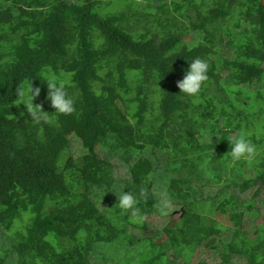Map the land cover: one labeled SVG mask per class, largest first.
<instances>
[{"label":"trees","instance_id":"trees-1","mask_svg":"<svg viewBox=\"0 0 264 264\" xmlns=\"http://www.w3.org/2000/svg\"><path fill=\"white\" fill-rule=\"evenodd\" d=\"M224 38L233 50L219 63ZM195 58L208 62V79L188 96L176 82ZM49 74L67 81L74 113H53ZM30 80L47 123L19 105ZM263 80L264 0H0V264H110L97 244L123 237L132 249L128 226L149 230L139 217L151 210L175 217L156 228L150 264H209L191 259L203 244L216 251L219 214L232 222L221 261L264 264L244 229L264 210V108L254 114L228 97ZM238 133L257 154L233 162L227 178V138ZM114 159L125 179L115 180ZM206 185L219 189L200 199ZM122 189L137 197V219L119 213Z\"/></svg>","mask_w":264,"mask_h":264},{"label":"rangeland","instance_id":"rangeland-1","mask_svg":"<svg viewBox=\"0 0 264 264\" xmlns=\"http://www.w3.org/2000/svg\"><path fill=\"white\" fill-rule=\"evenodd\" d=\"M172 0H168V2L170 3ZM123 6V3H116V7L119 9L120 7ZM236 16V15H235ZM232 25V24H231ZM235 32V29L233 30ZM191 33H186L185 36L183 37L184 41L190 42L191 41ZM228 41L227 38H224L221 42H220V51H221V58L218 61L219 63H221V61L223 59H228L231 57L232 55V50L233 47L232 45L227 46L226 42ZM220 65H217V67H219ZM224 74V73H223ZM264 82V80H263ZM245 90L241 89L242 92L238 93L240 91V88L236 87L234 88L231 92L228 93V97L232 98L236 103H241L243 108L247 109L248 112L251 113H258L259 109L264 108V84H251L249 86H245L244 87ZM209 97V96H208ZM217 130H222V119L219 120L218 125H217ZM216 130V131H217ZM229 130V127H228ZM245 131H251V129L249 130H245ZM229 132V131H228ZM69 138H75L72 139V149L75 155H78L79 153H81L80 148L83 149V146L80 142V139L75 136L74 134L69 135ZM84 151V149H83ZM97 151H99V149H97ZM102 152L99 153V155H101ZM65 158V152L61 155V165L62 163L66 160ZM112 163L114 165L113 168V174L115 177V180H122L125 179L126 177H128L127 174V169L126 167L119 161H115L112 160ZM233 161L231 162H227L225 163L222 168L224 167L222 174H226L225 176H227V178H232L233 176L231 175L230 172V167L233 165ZM155 176V175H154ZM152 175H149L147 177V180H151L152 179ZM221 188V186H220ZM152 189H156L155 187H152ZM160 189V188H158ZM219 189V186H210V185H206L204 187L201 188L200 192L202 194L201 198H204L206 196H213L215 194V191ZM160 191V190H159ZM158 191V192H159ZM229 191H233V192H237V189H235L233 183L229 184ZM157 192V193H158ZM159 196L157 198V200H160ZM249 197V195H247L246 199ZM210 201V200H207ZM211 205V201L210 203L207 205L208 207ZM160 206V203H159ZM114 209V208H112ZM205 211L207 210L206 208L204 209ZM114 212L116 213V210L114 209L111 214V219L113 220L114 217ZM161 212H156L155 210H151L148 213L145 214H141L139 219L142 221H145L146 223L149 224V230L144 231L143 229L139 228V227H131L130 225L128 227H130L131 229H134V239H132L133 241V247L132 249H130L128 243H127V239L123 238V237H117L114 238L112 240L109 241H103L101 243H98L97 246L101 251H106L108 252V254L110 255L109 258V262L110 264H150V259L149 257L152 255V253L155 252V249L153 250L152 248V244L156 243L157 241H159L158 238H154V235H157L158 230L156 228L161 227L163 225H165L166 223L169 222L170 219L174 218V215H166L165 214H160ZM175 213H178V210L175 211ZM130 215H128L129 219H131L132 217H134V219H137V215H134V213L131 211L129 212ZM253 223L248 222L247 224L244 225V229L247 230L250 235L252 234H256V232H253L254 229L256 228V225H262L263 227L261 228H257L256 230L259 232L258 235L260 237L264 236V232H262L261 229L264 230V210H262L261 212L259 211V213L257 214L256 217H253ZM217 220L219 222V225L224 226L225 230L219 234V236L216 238V242H214V245L216 244V251H215V246L213 248H209L204 246V244L200 247L198 246L193 254V258L191 259V262L194 263L195 261H197L198 258H202L203 260H205L207 263L209 264H225L224 262L221 261V256H218L219 253L217 251L218 248L221 247L222 245V240L226 241V238L228 237V231L230 229V227L232 226V222L230 221H226L224 216H222L221 214H219L217 216ZM264 238H258V239H254V240H249L245 243L246 247H252L254 248V262L259 263L261 260V256L264 253ZM263 245V246H262ZM262 246V247H261ZM157 249V248H156ZM142 250L144 252H142ZM221 250V249H220ZM126 254H131V255H126ZM151 254V255H150ZM169 254V252H168ZM150 255V256H149ZM145 258L146 261L141 262V260ZM166 257L162 258V261L158 262L155 261L153 264H167V260ZM237 258V259H236ZM235 256L231 255V262L233 264H246L245 260L242 258H238ZM177 260H179V262L181 261L180 257H176ZM103 264H108L107 262L103 263Z\"/></svg>","mask_w":264,"mask_h":264},{"label":"clouds","instance_id":"clouds-1","mask_svg":"<svg viewBox=\"0 0 264 264\" xmlns=\"http://www.w3.org/2000/svg\"><path fill=\"white\" fill-rule=\"evenodd\" d=\"M209 64L206 60L195 58L190 60L188 68L184 71L183 78L176 82L179 93L196 96L200 93L203 83L208 79ZM47 85L46 99L55 110L53 113L70 115L76 111L75 100L67 91V81L58 78L55 74L45 77ZM41 89L32 86V80L18 89V102L23 105L31 120L37 123H47L49 113L42 111L40 105H34L33 101L39 96ZM230 151L228 152L233 162L246 160L252 161L256 154V146L243 133L227 138ZM105 193L102 195V197ZM115 195V194H114ZM140 196L147 199L146 189L140 190ZM119 213L127 215L130 210L138 208V199L130 191L121 190L116 202Z\"/></svg>","mask_w":264,"mask_h":264},{"label":"crops","instance_id":"crops-1","mask_svg":"<svg viewBox=\"0 0 264 264\" xmlns=\"http://www.w3.org/2000/svg\"><path fill=\"white\" fill-rule=\"evenodd\" d=\"M257 205H258V207H260V204H257ZM261 227H263V226H262V225H260V226H257V225H256V228L254 229L253 232H256V233H257L258 231H257L256 229H257V228H261ZM261 230H262L261 233H263L264 230H263V229H261ZM258 233H259V232H258ZM263 235H264V234H263ZM249 237H250V236H249ZM258 238H264V236L260 237L258 234H255V233H254V234L251 235V237H250V239H252V240H254V239L256 240V239H258Z\"/></svg>","mask_w":264,"mask_h":264}]
</instances>
